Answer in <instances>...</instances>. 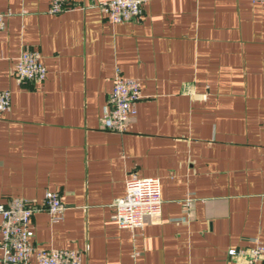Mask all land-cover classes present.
<instances>
[{
  "label": "crops",
  "instance_id": "obj_1",
  "mask_svg": "<svg viewBox=\"0 0 264 264\" xmlns=\"http://www.w3.org/2000/svg\"><path fill=\"white\" fill-rule=\"evenodd\" d=\"M70 2L0 0V202L58 191L63 218L35 211L32 240L86 264H246L228 251L264 244V3L151 0L115 23ZM25 47L43 82H17ZM116 68L141 86L124 132L102 125ZM132 173L158 177L162 198V220L134 230L113 218Z\"/></svg>",
  "mask_w": 264,
  "mask_h": 264
},
{
  "label": "built area",
  "instance_id": "obj_2",
  "mask_svg": "<svg viewBox=\"0 0 264 264\" xmlns=\"http://www.w3.org/2000/svg\"><path fill=\"white\" fill-rule=\"evenodd\" d=\"M151 0H91L90 6H98L111 22L136 20L141 17L144 6ZM264 3V0H253ZM70 0H51L49 12L59 13L72 6ZM11 12L0 10V30L6 26ZM18 83L23 81L43 82L47 67L41 52L33 48H22L14 66ZM141 99V86L136 78L125 76L119 68L114 74L113 88L103 108L102 125L105 129L124 132L137 113V102ZM11 92L0 89V115L10 109ZM162 198L160 180L155 176H139L132 173L126 179V192L115 198L113 218L119 226L134 230L142 228L146 220H162ZM190 200L188 201V205ZM66 204L56 190H47L41 204L28 202L21 196H12L0 202V232L3 264H86L83 254L74 248H37L30 225L35 211L45 210L52 222L63 218ZM231 256H245L246 264H256L264 259V244L253 247L231 248Z\"/></svg>",
  "mask_w": 264,
  "mask_h": 264
}]
</instances>
